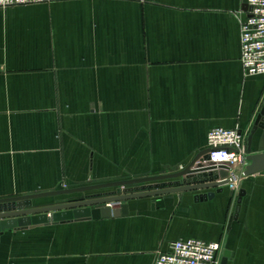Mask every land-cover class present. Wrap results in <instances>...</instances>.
Instances as JSON below:
<instances>
[{"label": "crops", "instance_id": "crops-1", "mask_svg": "<svg viewBox=\"0 0 264 264\" xmlns=\"http://www.w3.org/2000/svg\"><path fill=\"white\" fill-rule=\"evenodd\" d=\"M245 5L46 0L0 8V198L178 172L207 148L212 128L250 135L264 75L246 74L241 62ZM250 146L264 152V124ZM127 202L129 213L117 217L7 230L0 264H154L187 238L221 242L228 264H264V171L237 188Z\"/></svg>", "mask_w": 264, "mask_h": 264}, {"label": "water", "instance_id": "water-1", "mask_svg": "<svg viewBox=\"0 0 264 264\" xmlns=\"http://www.w3.org/2000/svg\"><path fill=\"white\" fill-rule=\"evenodd\" d=\"M248 10H250L248 4ZM262 124H261V123ZM264 124V106L258 115L248 138L245 175L264 171V152L253 153L250 146L252 134ZM209 148L200 151L182 170L174 173L144 176L111 181L77 188H63L52 191L35 192L0 198V236L7 230H20L50 222H67L80 219H101L129 213L127 201L137 198L155 197L174 192L202 190L223 187L229 180L220 181L227 175L225 166H215L208 162ZM221 189V188H219ZM221 191V190H220ZM82 193L81 195H77ZM70 195L66 202L35 206L34 200L48 196ZM214 194L198 195L207 199ZM244 191H240L238 209ZM119 204L118 207L114 205ZM231 256L225 250L220 264H228Z\"/></svg>", "mask_w": 264, "mask_h": 264}, {"label": "built area", "instance_id": "built-area-1", "mask_svg": "<svg viewBox=\"0 0 264 264\" xmlns=\"http://www.w3.org/2000/svg\"><path fill=\"white\" fill-rule=\"evenodd\" d=\"M46 0H0V8L38 4ZM250 10L241 20V62L248 75H264V0H244ZM248 131L239 128L214 127L207 135L208 162L225 166L227 175L220 181L237 188L247 176L249 161ZM65 188L67 186H64ZM221 242L200 238L177 239L170 243L169 250L160 251L154 264H220Z\"/></svg>", "mask_w": 264, "mask_h": 264}, {"label": "rangeland", "instance_id": "rangeland-1", "mask_svg": "<svg viewBox=\"0 0 264 264\" xmlns=\"http://www.w3.org/2000/svg\"><path fill=\"white\" fill-rule=\"evenodd\" d=\"M238 185V184H237ZM238 200H239V197H238ZM119 206V204H117V205H114V207H118Z\"/></svg>", "mask_w": 264, "mask_h": 264}]
</instances>
